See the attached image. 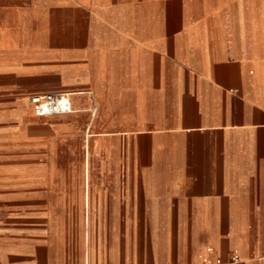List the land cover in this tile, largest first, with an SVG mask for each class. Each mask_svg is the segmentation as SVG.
I'll use <instances>...</instances> for the list:
<instances>
[{"label":"crops","instance_id":"0c3cea01","mask_svg":"<svg viewBox=\"0 0 264 264\" xmlns=\"http://www.w3.org/2000/svg\"><path fill=\"white\" fill-rule=\"evenodd\" d=\"M0 77L42 225L0 264H264V0H0Z\"/></svg>","mask_w":264,"mask_h":264},{"label":"rangeland","instance_id":"374dc122","mask_svg":"<svg viewBox=\"0 0 264 264\" xmlns=\"http://www.w3.org/2000/svg\"><path fill=\"white\" fill-rule=\"evenodd\" d=\"M54 22V26L58 23V18L47 19ZM65 21L69 19L64 18ZM65 34L71 33L72 28L62 29ZM60 30L55 27L42 29L37 36L41 38L55 39ZM6 83L0 77V92L6 87ZM16 98L25 103L18 110L21 113L28 112L32 115L31 108L28 104L27 93H16ZM13 108L0 109V133L2 136L8 134L9 127L12 128V123L6 122V116H11ZM14 130V129H13ZM2 138V137H1ZM81 147L77 148L73 158L74 163H82ZM18 147H10L5 144L3 140L0 142V232H39L42 228L40 222H34L31 225L25 223V217L31 213V205L24 199L25 192L27 191V182L32 175L31 165L38 163L34 157L23 149ZM89 163V160H88ZM78 222L68 221L66 227L69 232L74 229ZM81 222L80 224H82ZM86 227H89V222H86Z\"/></svg>","mask_w":264,"mask_h":264},{"label":"built area","instance_id":"2783aa9c","mask_svg":"<svg viewBox=\"0 0 264 264\" xmlns=\"http://www.w3.org/2000/svg\"><path fill=\"white\" fill-rule=\"evenodd\" d=\"M28 104L32 115L35 117H50L72 112L69 95L64 93L32 95L28 98ZM93 112H95V109H93ZM213 264H242V262L237 256L233 255L228 262L216 259Z\"/></svg>","mask_w":264,"mask_h":264}]
</instances>
